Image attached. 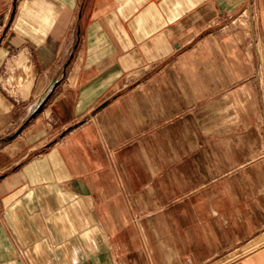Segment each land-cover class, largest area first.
Masks as SVG:
<instances>
[{
    "label": "crops",
    "instance_id": "crops-1",
    "mask_svg": "<svg viewBox=\"0 0 264 264\" xmlns=\"http://www.w3.org/2000/svg\"><path fill=\"white\" fill-rule=\"evenodd\" d=\"M14 2L0 264H264V0Z\"/></svg>",
    "mask_w": 264,
    "mask_h": 264
},
{
    "label": "water",
    "instance_id": "water-1",
    "mask_svg": "<svg viewBox=\"0 0 264 264\" xmlns=\"http://www.w3.org/2000/svg\"><path fill=\"white\" fill-rule=\"evenodd\" d=\"M16 1L17 0H15V2H14V7H16ZM13 15H14V12H13ZM47 99H48V96H45L44 98H42L40 100V102L37 105L34 106V108L32 109V111H31V113H30V115L28 117V119L26 120L25 124L29 123V121L32 118H34L38 113H40L42 111Z\"/></svg>",
    "mask_w": 264,
    "mask_h": 264
},
{
    "label": "rangeland",
    "instance_id": "rangeland-1",
    "mask_svg": "<svg viewBox=\"0 0 264 264\" xmlns=\"http://www.w3.org/2000/svg\"><path fill=\"white\" fill-rule=\"evenodd\" d=\"M19 84H20V82H19Z\"/></svg>",
    "mask_w": 264,
    "mask_h": 264
},
{
    "label": "bare ground",
    "instance_id": "bare-ground-1",
    "mask_svg": "<svg viewBox=\"0 0 264 264\" xmlns=\"http://www.w3.org/2000/svg\"><path fill=\"white\" fill-rule=\"evenodd\" d=\"M37 105V104H36Z\"/></svg>",
    "mask_w": 264,
    "mask_h": 264
}]
</instances>
